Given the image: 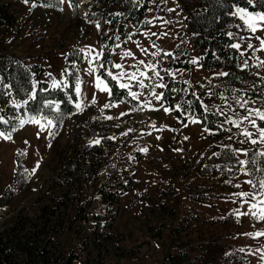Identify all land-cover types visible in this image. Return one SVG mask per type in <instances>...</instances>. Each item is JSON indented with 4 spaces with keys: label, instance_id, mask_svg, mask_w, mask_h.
Wrapping results in <instances>:
<instances>
[{
    "label": "rangeland",
    "instance_id": "374dc122",
    "mask_svg": "<svg viewBox=\"0 0 264 264\" xmlns=\"http://www.w3.org/2000/svg\"><path fill=\"white\" fill-rule=\"evenodd\" d=\"M73 1H1L9 4L15 21L12 26L0 23V57L5 56L6 64L21 60V67L38 63L43 70L32 80V91L24 100L5 94V84L0 83V95L6 98L2 105L25 109V101L41 88L39 81L63 90L72 78L75 107L72 113L56 118L20 113L15 126L0 129L11 135L10 140L0 138V232L17 220L26 223L47 215L49 198L56 200L63 191L72 195L76 189H61L55 181L64 176L63 161L70 159L78 170L73 176L78 177L86 157L102 147L105 165L73 195L81 202L90 198L93 207L87 214L99 218L89 217L92 222L83 219L81 236L69 232L54 238L58 247L65 245V251L76 255L71 264H264V235H247L264 233V218L237 212L246 213L249 204H256L253 211L259 217L264 209L260 203L264 196L259 195L264 173H259L257 162L264 158L259 131L264 129V120L257 115L264 113V23L256 22L253 32L241 19L239 10L244 8H233L241 22L233 30L239 45L236 70L244 79L228 88L220 79L228 69L205 70L200 64L202 54L192 46L186 20V13L193 10L192 1L151 0L142 23L127 28L122 38L111 36L94 21L96 17L92 20L91 10L81 0ZM168 55L186 58L189 67L170 66ZM89 61L95 69L91 73ZM116 64L120 67H114ZM108 72L119 79L113 80ZM97 76L104 81L99 88ZM169 79L184 84L181 92L172 95V104L141 110L144 93L139 87L148 85L152 95L161 97ZM121 83L128 87L120 88ZM105 84L108 91L100 90ZM174 87L171 84L170 89ZM130 91L137 94L136 99ZM195 99L204 112L220 116L215 128H206L197 118L181 127L182 112ZM51 108L58 110L55 103ZM32 118L40 120L43 130L30 122ZM245 131L251 135L246 137ZM253 148L256 152L249 163L255 182L244 170L247 152ZM223 149L232 151L236 159L218 158ZM103 182L107 191L120 192L111 205L95 191ZM240 192L256 194L257 199L239 197L236 193ZM74 210H70L71 216ZM110 212L116 218L110 229H104L103 221ZM95 220L100 224L92 232ZM95 237L103 239L97 248L92 243ZM180 255H185V261Z\"/></svg>",
    "mask_w": 264,
    "mask_h": 264
},
{
    "label": "trees",
    "instance_id": "16d2710c",
    "mask_svg": "<svg viewBox=\"0 0 264 264\" xmlns=\"http://www.w3.org/2000/svg\"><path fill=\"white\" fill-rule=\"evenodd\" d=\"M1 1L0 23L2 22L6 26H12L15 21V13L12 10V12L10 11L8 3ZM178 1L182 4H185L186 1H192L194 3L193 10L186 13V20L191 33L192 46L196 52L202 54V58L200 59L201 66L207 71H211L220 66L226 67L228 70L220 79L226 83L228 88L232 84L243 80L244 76L239 75V72L236 70L238 51L232 47L235 44L233 30L235 27L241 26L240 20L233 14V8L240 6L250 12L264 14V0H252V3H249V0ZM81 4L91 10V14H89L90 18L93 20L96 17L94 21L100 26H103V29L108 31L111 36L114 38H122L126 35L125 31L127 28L142 23L150 8L151 0H81ZM142 25L144 27L148 26L145 23ZM136 34L137 32L133 33V36ZM176 51L173 53L177 54L178 52ZM168 57V64L172 67L187 69L189 66L188 60L184 57L182 60L181 58H173L170 55ZM4 58L5 56L0 57V83L5 84V94L10 93V96L12 95L14 100H24L32 91V80L42 75V66L38 63H25L21 67V60L6 64V59ZM79 58L80 54L77 61L80 60ZM23 60L26 62L28 59ZM37 84L41 85V88L39 91L35 90L34 97L26 103L25 109L7 103L2 105L5 103L6 98L0 95V129L7 131L15 126L18 121L17 116L20 113L56 118V115H68L74 111L75 94L74 80L72 78L68 80V86L63 90L48 86L44 81H39ZM171 84L175 85L173 90L170 89ZM36 85L35 89L37 88ZM182 85L184 84L181 81L167 80L161 101H164L168 106L171 105L172 95H175L174 92H181L180 87ZM6 89L8 92H6ZM113 91L114 87H112V93ZM120 91L122 89L118 90V93ZM51 103L57 104V111L52 110ZM187 106L193 117L197 118L203 126L206 128H215L216 125L214 122L220 119V116L204 112L196 99L193 100L192 105L187 104ZM96 147L97 145H93V148ZM97 148V153L93 155L89 154L86 157L87 163L84 164L83 168L81 167L78 177L73 176L74 172H78V170L70 163V159H67V157L63 161L61 172L64 176L62 178L56 177L55 181L62 185L60 187L61 189L64 186L69 189H76L75 191H71L73 193L72 195L70 192L66 193V191H63L61 195H58L56 200L49 198L50 210L47 215H41L37 221L30 220L26 223L22 220H17L16 223L0 232V264H71L76 260V255L71 250L65 251V245L58 247V242H55L54 238L62 235V233L69 232L81 236L82 230L79 231L80 222L83 219L86 222L87 220L92 222L90 218H99V215L93 214L89 216L87 214L93 207L90 198L81 202L79 197L73 196L77 191H81L82 182L89 178L93 180L99 170L105 165L104 158L101 154L102 147ZM224 150L226 154H222ZM255 152V148L248 150L247 161L244 166V170L248 172L252 182H255L256 179L251 171L249 159L255 155ZM218 158L236 159L235 155L229 149H223L219 153ZM257 162L261 167L259 173L262 175L264 173V158L259 157ZM16 176L17 172L14 175V181ZM106 189L107 186L103 182L95 191L99 193L102 201L107 205H111L117 201L120 192L111 193ZM256 189V192L260 191L257 185ZM72 208L75 209V214L71 216L70 210ZM109 210L110 208H108ZM84 211L85 213H82ZM115 218V213L110 212V215L103 221L104 229H110ZM93 223L92 232H96L100 221L95 220ZM63 224L66 226L65 229H62ZM102 240L98 237L93 238V246L97 248V243H101ZM180 258L185 261V255H180Z\"/></svg>",
    "mask_w": 264,
    "mask_h": 264
},
{
    "label": "snow or ice",
    "instance_id": "6c2138e0",
    "mask_svg": "<svg viewBox=\"0 0 264 264\" xmlns=\"http://www.w3.org/2000/svg\"><path fill=\"white\" fill-rule=\"evenodd\" d=\"M25 2H27V0H25ZM249 3H252V0H249ZM71 6H72V5L70 4V7H71ZM239 11H240L241 13H243V15L241 16V19L244 20V22L249 26V28H250L253 32L256 31V22L264 23V14H259V13H257V14H255V16H253L252 14L247 13L244 9H240ZM261 44L264 45V40L261 41ZM232 47H234V48H238L239 45L234 44V45H232ZM249 47H252V46L249 45ZM125 55H131V53H126ZM193 62H195V61H193ZM101 66H102V65H101ZM114 67L119 68L120 65H119V64H116V65H114ZM88 71H89V73L95 71V69L92 68V61H89V70H88ZM157 75H159V73H157ZM108 76H110L113 80H117V79H119V77H117L116 75H113V73H111V72H108ZM96 79H97V85H96V86L99 88L101 84H104V81L101 80L99 76H97ZM129 79H130V80H131V79H135V76H130ZM119 86H120V88H122V89L128 87V85H125V84H123V83H121ZM100 90H102V91H108V87H107V85L105 84L104 87L101 88ZM77 91H79L78 86H77ZM129 95L132 96L133 99H136V95H137L136 93H133V92L130 91V92H129ZM153 95H155V98H156L157 100L160 99V95H159V94H155V93H154ZM93 102H95V98H93ZM25 103H27V102L25 101ZM79 107H80L79 104H77V108H79ZM104 107L107 108V107H109V105H108V104H105ZM164 110H165V112L168 111L167 108L164 109ZM257 115L259 116V118H260L261 120H264V113H259V112H257ZM109 119H111V117H109ZM245 119H248V117H245ZM30 122L39 125L40 128H41V130H43V127H44V126H43V124H41L40 120H37V119H35V118H32ZM250 122L253 124V126L256 125V122H255L254 120H251ZM24 123H25L24 120H21V121H20V125H21V126H23ZM47 123H48L49 125H51V124H52V121H51V120H48ZM13 131H15V128H13ZM259 131H260V138H261V141L264 142V129H260ZM244 135H245L246 137H248V136H250L251 134L248 133L247 131H245V132H244ZM0 138H3V139H5V140H10V139H11V135H10V134H6V133L3 132V131H0ZM26 143H27V142H26ZM95 143H99V141H95ZM252 143H256V141L253 140ZM143 151H147V149H143ZM240 163H241V164H244L245 162H244V161H241ZM36 167H37V168L39 167V163H38V162H37ZM35 170H36V168H33V169H32V172H35ZM249 183H251V182L249 181ZM259 186H260V189L262 190V191L259 193V195L264 196V181H261ZM237 187H239V185H237ZM236 195L239 196V197H248V196L251 195V197H252L253 200H256V199H257V195H256V194H250V193H247V192L236 193ZM244 203L247 204L248 201L245 200ZM260 203H264V201H260ZM256 207H257L256 204H249V211H248V212H246V213H239V210H237V212H238L239 215H251V216H253V218H264V209H261V210H260V216L257 217V213H256L255 211H253V209H255ZM247 235H256V236H259V235H264V233H256V234H251V233H249V234H247Z\"/></svg>",
    "mask_w": 264,
    "mask_h": 264
},
{
    "label": "built area",
    "instance_id": "2783aa9c",
    "mask_svg": "<svg viewBox=\"0 0 264 264\" xmlns=\"http://www.w3.org/2000/svg\"><path fill=\"white\" fill-rule=\"evenodd\" d=\"M145 88H149V86H143V89H145ZM150 100H153V98H151Z\"/></svg>",
    "mask_w": 264,
    "mask_h": 264
},
{
    "label": "bare ground",
    "instance_id": "6f19581e",
    "mask_svg": "<svg viewBox=\"0 0 264 264\" xmlns=\"http://www.w3.org/2000/svg\"><path fill=\"white\" fill-rule=\"evenodd\" d=\"M80 59V58H79ZM26 81V80H25ZM27 91V90H26ZM39 93V92H38ZM59 98V97H58ZM58 101V100H57ZM48 105V104H47ZM11 121V120H10ZM10 123V122H9ZM152 126V125H151Z\"/></svg>",
    "mask_w": 264,
    "mask_h": 264
}]
</instances>
